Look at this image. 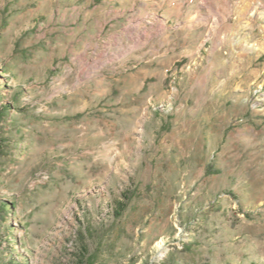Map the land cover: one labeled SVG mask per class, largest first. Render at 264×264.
<instances>
[{
  "label": "rangeland",
  "instance_id": "1",
  "mask_svg": "<svg viewBox=\"0 0 264 264\" xmlns=\"http://www.w3.org/2000/svg\"><path fill=\"white\" fill-rule=\"evenodd\" d=\"M0 202V264H264V0H0Z\"/></svg>",
  "mask_w": 264,
  "mask_h": 264
},
{
  "label": "trees",
  "instance_id": "2",
  "mask_svg": "<svg viewBox=\"0 0 264 264\" xmlns=\"http://www.w3.org/2000/svg\"><path fill=\"white\" fill-rule=\"evenodd\" d=\"M122 204L124 205V203H122ZM11 207H14V206L7 203V202H0V217L6 216L7 209H9ZM86 254H88L87 248H85V250H84V253H83L84 259H82L80 264H97V259H96V257H94V255H86Z\"/></svg>",
  "mask_w": 264,
  "mask_h": 264
}]
</instances>
